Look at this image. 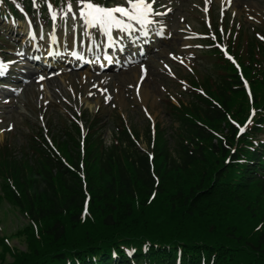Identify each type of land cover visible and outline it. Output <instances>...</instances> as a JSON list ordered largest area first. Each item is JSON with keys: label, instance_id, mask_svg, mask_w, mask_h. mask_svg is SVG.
<instances>
[{"label": "trees", "instance_id": "obj_1", "mask_svg": "<svg viewBox=\"0 0 264 264\" xmlns=\"http://www.w3.org/2000/svg\"><path fill=\"white\" fill-rule=\"evenodd\" d=\"M15 1L29 14L46 11L45 0ZM50 1L59 11L70 0ZM256 44L237 56L250 94L219 58L211 75L191 81L192 105L175 109L183 125L173 144L157 130L151 162L124 129L110 146L88 133L84 157L74 138L58 143L72 168L40 135L21 158L0 152V202L27 220L17 233L25 252L0 239L7 264H114L115 256L130 264L127 250L133 264H264V176L249 169L264 123V44ZM253 111L233 147L235 124Z\"/></svg>", "mask_w": 264, "mask_h": 264}, {"label": "rangeland", "instance_id": "obj_2", "mask_svg": "<svg viewBox=\"0 0 264 264\" xmlns=\"http://www.w3.org/2000/svg\"><path fill=\"white\" fill-rule=\"evenodd\" d=\"M153 4H156L153 8L159 12L152 19L156 22L155 26H166L168 40L153 55L149 63L143 64L146 68L143 80L139 79L141 64L131 65L127 70L102 74L88 67L70 72L69 68H65L67 73L58 72L53 79L48 75L46 81L37 79L43 77L42 75H35L33 78L37 82L31 81L27 88L16 85L14 90L0 92V146L8 142L17 148L26 133L27 124L38 125L45 131L48 128V133L58 135L65 120L71 119L74 113L86 110L90 113L99 110L103 114L106 143L111 140L113 132L111 118L115 114L121 116L127 127H132L139 133L140 148H145L142 135L147 123L150 127L154 123H160L167 128L169 137L176 125L171 123L169 115L166 114L165 102L167 99L175 101L178 97L184 99L182 94L186 90V85L181 78L193 65L192 55L202 46L198 41L199 38H204L201 36L205 32L202 25L205 23L209 25L214 19L220 30L227 29L231 32L233 30L232 35L235 38L241 28L252 36L250 32L252 28L260 29L264 22V0H156ZM69 15V33L68 35L63 33L62 38L65 42L71 40L73 30L77 29L80 33L78 46L80 52L91 46L96 47L98 43H103L116 34L115 29L110 30L109 35L105 36L98 28H86L79 19L77 6L72 7ZM20 27L7 25L2 38L5 40L2 42L4 47H11L8 42L17 45L22 43L18 36L19 31L25 33V26L23 29H19ZM13 32L18 35L14 36ZM53 33H56L54 29L45 35L38 32L36 41L42 40L46 43ZM17 52L23 53L21 49L11 48L8 54L16 55L14 53ZM199 58L196 57V60ZM92 85L96 87L93 88ZM102 89H107V92H102ZM105 95L109 98L107 102L104 99ZM25 119L28 121L25 122ZM13 153L14 156H19L16 149H13ZM26 226L27 220L18 209L5 201L0 202V239L3 236L7 237L10 245L25 252L24 239L17 233ZM4 248V245L0 244V264L11 262V258L4 254Z\"/></svg>", "mask_w": 264, "mask_h": 264}, {"label": "snow or ice", "instance_id": "obj_3", "mask_svg": "<svg viewBox=\"0 0 264 264\" xmlns=\"http://www.w3.org/2000/svg\"><path fill=\"white\" fill-rule=\"evenodd\" d=\"M155 0H153V3ZM47 3V0H45ZM75 5L78 8L79 19L83 21L85 27L98 28L105 36L109 35V31L112 29H118L121 33L135 32L138 26L139 32L142 36H147L149 28H155L156 22L152 19L153 16L158 15L154 11V8L146 0H113L112 6H106V4L90 2V0H75ZM33 7H36L35 0H33ZM48 14L52 20L56 19L57 13L53 9L52 4L47 3ZM64 8L71 12L72 7L67 2L64 3ZM63 16V9L61 11ZM161 31H156V35H160ZM31 36V32L28 33ZM199 46V45H197ZM221 52H224L222 46L217 45ZM17 56L22 55L20 52L16 53ZM171 55V54H170ZM226 59L232 60L230 55L225 53ZM13 63L9 61L8 64ZM5 64L0 62V75L4 74ZM146 74V68L143 64L140 65V80H143ZM38 80L44 79V77H38ZM183 83V82H182ZM93 88L96 85H92ZM132 87V85H130ZM102 92L106 93L107 89H102ZM91 95V93H89ZM105 102L108 101V96L104 97ZM7 102L6 100L4 101ZM235 123V122H233ZM11 129V125H9ZM244 131L243 127L239 128L237 135ZM86 212V209H85Z\"/></svg>", "mask_w": 264, "mask_h": 264}, {"label": "bare ground", "instance_id": "obj_4", "mask_svg": "<svg viewBox=\"0 0 264 264\" xmlns=\"http://www.w3.org/2000/svg\"><path fill=\"white\" fill-rule=\"evenodd\" d=\"M127 74V73H126ZM27 82H30V81H32V80H34V79H32V76H31V74H28V76H27Z\"/></svg>", "mask_w": 264, "mask_h": 264}]
</instances>
